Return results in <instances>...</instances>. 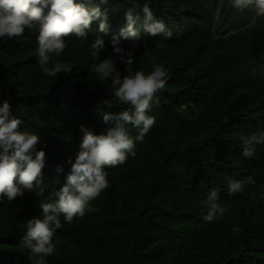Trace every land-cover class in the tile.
Segmentation results:
<instances>
[{
	"label": "trees",
	"instance_id": "16d2710c",
	"mask_svg": "<svg viewBox=\"0 0 264 264\" xmlns=\"http://www.w3.org/2000/svg\"><path fill=\"white\" fill-rule=\"evenodd\" d=\"M146 3L172 37L141 32L135 48L130 39L121 38L120 45L134 53L133 71L150 74L163 65L169 74L149 113L156 123L135 141V156L106 167L109 187L91 201L94 211L71 223L60 216L53 243L71 245L73 251L59 256L73 264H264V145H255L254 155L246 158L240 139L264 131V16L237 10L232 0H109L101 5L108 32L93 22L86 39L65 37L64 51L52 59L74 67L69 74L44 76L46 90L18 87L21 73L40 68L38 33L0 38V106L9 102L24 122L19 130L39 135L37 150L46 153L42 196L33 191L15 201L0 197V264L26 261V223L42 217L39 201H55L71 171L67 160L74 162L79 150L81 126L99 135L108 127L105 112L129 107L103 103L113 98L111 78L99 80L91 67L99 61L90 48L102 38L100 60L113 58L121 75L127 74L111 40L125 27L128 9L140 27ZM128 128L133 138L139 134ZM247 177L255 183L229 196L228 181ZM211 189L219 190L225 212L207 222L204 201Z\"/></svg>",
	"mask_w": 264,
	"mask_h": 264
},
{
	"label": "clouds",
	"instance_id": "9594fccd",
	"mask_svg": "<svg viewBox=\"0 0 264 264\" xmlns=\"http://www.w3.org/2000/svg\"><path fill=\"white\" fill-rule=\"evenodd\" d=\"M109 0H0V38H21L26 30L38 33L37 62L44 76L57 77L63 72L69 74L74 65L52 59L59 57L64 51L65 37L87 38V32L93 22H98L99 31L109 30L108 17L101 5ZM237 10H254L257 16H264V0H232ZM144 17L140 27H135L138 16L128 9L125 18L126 25L121 29L120 36H113L111 44L114 54H118L126 65L125 75L115 67L111 57L100 60V52L105 49L102 38L93 40L90 48L94 61L91 65L101 82L111 78L112 99L103 103L111 108L115 102L127 104L129 107L119 113L105 112L103 123L108 127L99 135L91 129L81 126L83 133L75 160L69 157L67 163L71 171L65 177L64 184L56 191L55 201L41 200L39 207L42 217H33L26 223V234L23 237L24 246L34 258L33 264H45L44 257L55 252L53 237L55 230L61 229L60 216L67 223L74 217H83L86 212L94 209L90 206L102 191L109 187L106 167L122 165L128 155L135 156V141L143 139L156 123L150 115L157 93L165 87L169 77L163 65L155 66L150 74L143 70L133 71V56L131 50H125L120 45V39L140 40L141 32L155 37L163 35L165 39L172 37V32L165 23L154 17L146 3L143 8ZM145 49V55L147 54ZM51 62V67L49 64ZM23 120L13 115L7 100L0 106V197L15 201L25 192L35 191L37 196L44 193L43 169L46 166V153L37 150L40 136L30 130L21 131ZM138 129V135L133 138L128 126ZM243 144L242 155L251 158L255 145H264V131L241 136ZM56 173L63 172L58 165ZM59 178L54 183H59ZM255 183L251 177L228 181V195L241 193L244 186ZM219 190L211 189L207 196V215L203 219L212 222L217 213L223 215L225 209L218 203ZM54 226V227H53ZM39 257L38 259H35Z\"/></svg>",
	"mask_w": 264,
	"mask_h": 264
},
{
	"label": "rangeland",
	"instance_id": "374dc122",
	"mask_svg": "<svg viewBox=\"0 0 264 264\" xmlns=\"http://www.w3.org/2000/svg\"><path fill=\"white\" fill-rule=\"evenodd\" d=\"M19 54L16 53L15 56H18ZM40 68H32V74L29 73L26 76V72H23L20 74V77L23 76V80H19L18 87L20 88L21 91H30L32 87H39V88H44L45 90L47 89L46 85V78L44 77L42 71L38 70ZM37 74V75H36ZM31 75V76H30ZM40 92V91H39ZM69 246H71L67 241L63 242H57L55 243V252L52 256H46L44 257L45 264H73V259L69 258L66 261L64 259H61L59 256L62 251H65L66 249H69ZM70 251H73V249H69ZM88 253L91 250H87ZM92 252V251H91ZM39 257H36L35 259H38ZM53 258H55L56 263L53 262ZM34 258L32 254L30 253L27 256L26 261H24V264H33Z\"/></svg>",
	"mask_w": 264,
	"mask_h": 264
}]
</instances>
